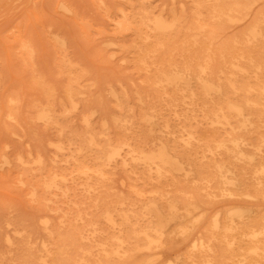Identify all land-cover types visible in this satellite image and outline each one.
<instances>
[{
  "label": "rangeland",
  "instance_id": "rangeland-1",
  "mask_svg": "<svg viewBox=\"0 0 264 264\" xmlns=\"http://www.w3.org/2000/svg\"><path fill=\"white\" fill-rule=\"evenodd\" d=\"M172 7L177 15L184 13L179 26H194L190 0H0V264H59L60 250L75 258L73 231L87 233L95 222L107 232L102 214L122 201L130 206L132 186L145 197L179 199L177 215L188 212L187 197L197 201V215L169 220L167 232L191 225L190 236L174 249L152 255L158 264L180 257L186 262L208 216L238 210L241 221L248 222L264 211L262 200L205 198L193 191L204 181L201 177L209 176L210 160L221 157L206 145L226 134L211 125L204 101L187 107L173 85L151 83L157 67L180 66L187 59L182 38L140 39L133 28L146 12L151 20L161 16L171 21ZM250 19L225 27L211 51L246 30ZM24 42L29 51L22 48ZM249 137L255 142L258 134ZM112 146H120V152L109 158ZM163 150L170 165L159 172ZM253 155L264 156V149ZM137 157L139 161L132 159ZM83 165L87 174L79 169ZM43 245L52 254L40 263Z\"/></svg>",
  "mask_w": 264,
  "mask_h": 264
},
{
  "label": "bare ground",
  "instance_id": "bare-ground-1",
  "mask_svg": "<svg viewBox=\"0 0 264 264\" xmlns=\"http://www.w3.org/2000/svg\"><path fill=\"white\" fill-rule=\"evenodd\" d=\"M263 1L190 0L195 18L193 27L182 28L178 25V17L184 16V13L177 15L174 7L170 9L172 20L169 22L161 16L151 20L146 12L140 14L137 25L133 26L140 39L144 37L149 40L152 35L164 36L170 41L182 38L180 46L183 52H187V59L180 66L178 63H168L166 68L157 67L151 83L156 87H162L160 83L173 85V92L181 96L187 107L195 106L197 99L204 101L208 114L212 116L208 117L211 125L222 128L226 134L214 145H206L210 151L214 148L219 151L221 157L218 161L210 160L206 165L210 170L209 176L206 179L201 177L204 181L193 189L201 192L205 198L242 195L264 201V156L253 155L254 151L258 153L264 149V131H261L264 122V5L254 10ZM248 15L251 19L247 29L226 38L223 46L219 44L212 52L210 45L215 43L220 32ZM145 19L152 21V26ZM142 22L143 27H140ZM204 32L206 35L203 39ZM28 46L26 42L22 43L26 51H29ZM140 50L144 54L145 49L140 47ZM252 132L258 134L255 142L250 141ZM119 152L120 146H117V149L111 150L109 158ZM132 159L139 161V157ZM158 159L161 162L157 166L159 172L170 165L165 150L160 152ZM79 169L87 174L89 168L83 165ZM96 171L98 175L102 174L100 168H96ZM166 174L171 172L167 170ZM242 184L245 187L238 193ZM45 185L46 194H49L50 183ZM131 191L135 197L130 206L125 207L122 201L113 211L102 214L107 232L101 231L95 222L89 224L87 233L74 230L78 256L71 259L60 250L57 252V262L158 264L151 258L152 255L161 249H174L180 241L190 236L191 225L179 226L173 233L167 231L171 218L185 215L192 218L199 213L193 212L198 205L193 196L186 198L188 212L177 215L175 204L179 199L163 198L152 193L145 197L137 186H132ZM159 202L166 203L159 207ZM237 219H243L238 210L208 216L204 234L195 239L186 252V262H181L180 257L168 260V264H264V211L248 222H236ZM96 234L102 238L90 237ZM56 236L68 240V235L56 233ZM41 252L37 260L45 263L52 252L46 245H43ZM26 260L30 261L31 257L28 256Z\"/></svg>",
  "mask_w": 264,
  "mask_h": 264
}]
</instances>
